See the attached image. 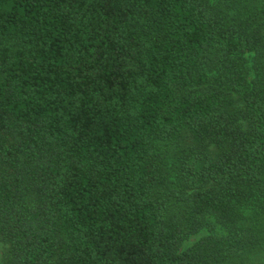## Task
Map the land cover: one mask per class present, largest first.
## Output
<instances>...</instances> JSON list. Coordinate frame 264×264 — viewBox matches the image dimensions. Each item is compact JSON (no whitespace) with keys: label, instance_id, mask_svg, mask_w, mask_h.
I'll list each match as a JSON object with an SVG mask.
<instances>
[{"label":"trees","instance_id":"16d2710c","mask_svg":"<svg viewBox=\"0 0 264 264\" xmlns=\"http://www.w3.org/2000/svg\"><path fill=\"white\" fill-rule=\"evenodd\" d=\"M0 243L264 264V0H0Z\"/></svg>","mask_w":264,"mask_h":264},{"label":"rangeland","instance_id":"374dc122","mask_svg":"<svg viewBox=\"0 0 264 264\" xmlns=\"http://www.w3.org/2000/svg\"><path fill=\"white\" fill-rule=\"evenodd\" d=\"M237 105H240L239 103H237ZM206 232L201 233L199 235L193 236L188 242H186L184 248H190L192 247L194 244H196L200 239H202L204 236H206ZM7 251V245H4L3 243H0V260L2 261L4 254Z\"/></svg>","mask_w":264,"mask_h":264}]
</instances>
